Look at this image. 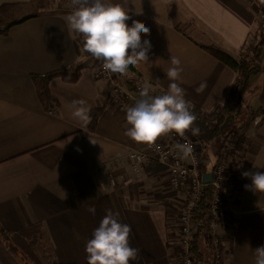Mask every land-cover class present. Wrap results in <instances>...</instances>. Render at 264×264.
<instances>
[{
  "label": "crops",
  "instance_id": "obj_1",
  "mask_svg": "<svg viewBox=\"0 0 264 264\" xmlns=\"http://www.w3.org/2000/svg\"><path fill=\"white\" fill-rule=\"evenodd\" d=\"M27 1L0 0V5ZM113 2L150 29L141 34L142 41L151 42L149 60L130 72L147 87L166 92L170 57H178L186 100L207 111L223 103L235 74L201 46L236 57L264 5L263 0ZM71 11V0H53L49 10L0 36V264H87L86 243L108 212L131 226L130 245L140 251L130 264H172L164 201L173 194L162 186L167 174L131 169L128 154L138 143L125 136L130 125L122 114L105 109L94 130L91 122L83 126L71 115L74 100H85L91 110L102 108L109 84L85 54L82 35L68 26ZM132 20L126 23L131 26ZM76 62L84 66L81 79L53 80L54 103L45 111L32 75ZM255 79L251 85L259 93L252 94L254 115L245 123L252 128L240 133L246 139L244 170L264 172V72ZM201 83L206 87L197 92ZM236 203L238 226L227 222L217 230L224 264H255L254 250L264 245V193L244 187ZM35 226L42 231L31 245L22 232Z\"/></svg>",
  "mask_w": 264,
  "mask_h": 264
},
{
  "label": "clouds",
  "instance_id": "obj_2",
  "mask_svg": "<svg viewBox=\"0 0 264 264\" xmlns=\"http://www.w3.org/2000/svg\"><path fill=\"white\" fill-rule=\"evenodd\" d=\"M72 11L66 22L71 30L82 35L84 49L96 60L103 62L105 71L112 74L126 75L129 66L139 67L149 60L151 42L141 39V34H149L150 29L139 20H132L129 12L113 0H71ZM132 20L131 26L126 21ZM166 76L171 81L164 94L151 95L147 86L139 91L135 104L126 109V121L130 127L125 136L139 144L155 146L157 140L175 132L184 138V143H177L175 148L183 158L192 156L194 145L187 138L200 134L199 127H194L197 119L191 111V102L186 100V91L181 87V60L171 56ZM206 87L201 83L197 92ZM71 115L87 126L91 122V108L83 99L71 103ZM157 151L159 147L157 146ZM242 177L250 178L251 184L244 185L246 190L264 193V172L244 171ZM88 211L95 214V208ZM132 229L128 224L108 212L94 229L92 237L86 243L87 264H130L139 255V249L129 242ZM255 264H264V245L254 250Z\"/></svg>",
  "mask_w": 264,
  "mask_h": 264
},
{
  "label": "built area",
  "instance_id": "obj_3",
  "mask_svg": "<svg viewBox=\"0 0 264 264\" xmlns=\"http://www.w3.org/2000/svg\"><path fill=\"white\" fill-rule=\"evenodd\" d=\"M261 11L264 15V6ZM82 48L96 66L98 77L107 80L111 86L108 108L122 114L126 120V109L135 104V100L139 98L140 89L146 86L145 82L130 70L126 75L105 71L102 67L103 62L96 60L85 51L84 42ZM186 136L194 145L192 156L182 157L175 145L178 142L184 143L185 140L172 132L160 137L155 146L138 143L128 154L129 165L134 172L141 173L145 166L157 163L167 174L162 186L166 193L173 194L170 199L174 203L173 208H166L168 245L172 253V264H195L191 255V241L194 233L193 212L197 208L204 188L211 187L209 212L205 222L213 240L209 250V264H224L222 238L217 230L219 226L227 222H231L234 228L238 226L236 200L246 184L245 177H242V172L245 171L248 163L245 149L243 161L239 158L234 161V156L231 154L234 148L229 139L224 143L219 156L211 163V158H203L202 145L198 138L193 136L191 131L187 132ZM210 172L213 174V180L210 184H204V175ZM114 183L115 181L112 180V184ZM103 188L105 189L106 186L103 185Z\"/></svg>",
  "mask_w": 264,
  "mask_h": 264
},
{
  "label": "trees",
  "instance_id": "obj_4",
  "mask_svg": "<svg viewBox=\"0 0 264 264\" xmlns=\"http://www.w3.org/2000/svg\"><path fill=\"white\" fill-rule=\"evenodd\" d=\"M52 4L53 0H30L0 5V36H6L12 28L38 17L49 10ZM262 8L263 5L261 10ZM201 47L230 68L235 74V79L223 103L217 105L212 111H207L202 106L191 102V111L197 117L194 127L200 129V134L195 137L202 145L203 158H210L209 154L213 150L219 151L224 143L231 139L234 148L231 152L234 156L233 160L239 158L240 161H243L246 139L240 133L239 127L245 124L250 116L254 115L252 106H249L250 100L247 97L259 93L257 88H252L250 79L264 72V15L262 11L260 19L249 33L245 44L236 57L217 48L203 45ZM83 67L82 62H76L69 68L57 70L47 75H32L31 79L45 111L50 112L54 103L50 87L52 81L60 79L67 84H76L81 79ZM128 70L135 71L133 66H129ZM149 90L150 94L154 96L165 93L155 88H149ZM110 95L111 86L108 84L102 95L105 101L104 106L93 109L89 113L91 130L96 128L100 115L108 108ZM144 169L150 175L162 171L163 167L155 163L145 166ZM210 200L211 187L206 186L197 208L193 212L194 233L191 241V255L195 260V264L210 263L209 250L212 247L213 240L211 231L205 224ZM164 203L166 208H173V202L167 200ZM41 231L42 226H35L23 231L22 234L31 239V245H36L40 239ZM12 251L16 252L14 248H12Z\"/></svg>",
  "mask_w": 264,
  "mask_h": 264
},
{
  "label": "rangeland",
  "instance_id": "obj_5",
  "mask_svg": "<svg viewBox=\"0 0 264 264\" xmlns=\"http://www.w3.org/2000/svg\"><path fill=\"white\" fill-rule=\"evenodd\" d=\"M264 6V5H263ZM188 17H185V16H179L178 17V20L180 21H182L183 23H185V21L186 20H188L187 19ZM256 77H253V79L251 80V82H250V84H253L254 82H255V79ZM106 82H108L107 80H106ZM251 86H253V85H251ZM253 88V87H252ZM250 95V94H249ZM247 99H249L250 100V103H249V106L251 107L252 106V96H248L247 97ZM254 103V102H253ZM249 106H248V109H249ZM252 128V124L251 123H248V124H242L240 127H239V130L241 131V133H245V132H247L249 129H251ZM211 163L214 161V158L213 157H211ZM212 166V164L209 166V168Z\"/></svg>",
  "mask_w": 264,
  "mask_h": 264
},
{
  "label": "water",
  "instance_id": "obj_6",
  "mask_svg": "<svg viewBox=\"0 0 264 264\" xmlns=\"http://www.w3.org/2000/svg\"><path fill=\"white\" fill-rule=\"evenodd\" d=\"M207 164H209V162H207ZM213 180V174L210 172V173H206L204 175V178H203V182L204 184H210Z\"/></svg>",
  "mask_w": 264,
  "mask_h": 264
}]
</instances>
